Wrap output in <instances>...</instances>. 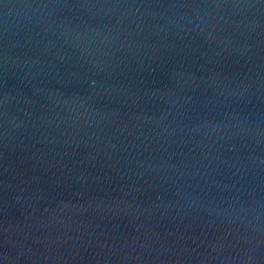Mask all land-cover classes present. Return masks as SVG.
<instances>
[{
    "label": "water",
    "instance_id": "1",
    "mask_svg": "<svg viewBox=\"0 0 264 264\" xmlns=\"http://www.w3.org/2000/svg\"><path fill=\"white\" fill-rule=\"evenodd\" d=\"M0 264H264V0H0Z\"/></svg>",
    "mask_w": 264,
    "mask_h": 264
}]
</instances>
